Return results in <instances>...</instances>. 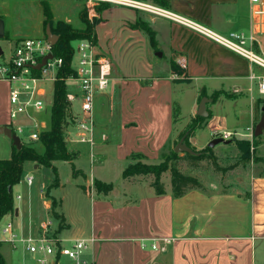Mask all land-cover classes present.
Listing matches in <instances>:
<instances>
[{
  "label": "crops",
  "instance_id": "obj_1",
  "mask_svg": "<svg viewBox=\"0 0 264 264\" xmlns=\"http://www.w3.org/2000/svg\"><path fill=\"white\" fill-rule=\"evenodd\" d=\"M145 1L154 3L151 0ZM228 1L230 0H168L166 6L157 5L171 11L175 9L174 12L208 26L212 23L213 3ZM188 2L192 5L187 6ZM39 3L41 6V0ZM48 5L53 21L61 20L71 24L70 14L63 12V7L52 8L49 3ZM251 7L255 8V5L250 4L249 7L248 27L238 31L247 32L249 30L252 19ZM74 9L75 7H71L70 11L73 12ZM82 9H86L89 19L99 20L95 25V45L98 52L109 59L111 74L106 90L95 94L93 108L95 145L91 149L86 143H83L85 147H79L78 144L82 143L78 141V130L75 124L66 129V147L68 151L75 154L73 161L77 155L84 152L87 153L90 170L96 164L100 167L111 165L116 167L117 171L120 169L123 171L132 161L131 154H140L143 157L142 160L149 163L159 160L164 153L163 150L173 138L175 127L173 108L177 107L179 110L174 99L175 85L178 82L180 84L190 83L195 80V84L199 85L191 87L197 95L193 96L186 117L192 119L199 116L197 115L199 102L205 97L208 102L204 105L206 114L201 116L205 118L202 128H209L211 137L214 130L237 133L236 130L229 128L230 125L227 124L224 115L219 114L215 108L217 105H223L221 104L223 98L219 96L213 100L212 94L219 90L226 93L230 91L229 94H233V97L222 96L227 99H236L245 93V97L251 104L250 99L259 93L255 83L248 79L252 68L245 59L241 61L242 57L194 33L195 35L192 34L190 39L206 44L207 52L200 48V45H192L189 54L182 52L175 58H170L167 73L159 72V70L157 72L158 63L154 62L153 54H158L161 48L156 38L159 29L156 26L159 20L164 19L151 15L144 16L140 11L132 8L122 10L112 8L110 5L100 12H97L95 7L90 11L83 5L79 10V16ZM54 10L63 18H57ZM223 18L225 21H230L231 16L225 14ZM137 19L146 22L154 31L156 48L152 47L149 37L142 30L131 26ZM255 19L258 22L264 21V15L256 16ZM168 23L170 51L171 44L174 40L177 43L178 40L172 27L173 24ZM257 28L264 29L263 26ZM33 29L36 31L32 34H29L27 29L14 30L10 36L14 41L13 48L21 39L31 38V35L44 36L43 17L41 27L37 26ZM219 30L223 31V29ZM6 35L4 26V36ZM157 49L158 52H155ZM126 52L131 59L129 62L132 65L131 69L126 68L119 58V54ZM205 55H207L208 64H204ZM158 56H161L160 53ZM5 61L7 60H3ZM171 61L178 66L176 72L171 69ZM239 64L244 65L241 73L236 70ZM183 69L187 72V81L180 80L182 79L180 75L185 73ZM239 76H245L252 87L244 88L242 85H231L230 83L228 87H225L222 82L219 88L214 87L211 92L207 86L209 84H199V80L203 79L217 80L218 83V80L234 79ZM70 79L72 78L67 79L66 82ZM47 81L53 82L54 78L49 76L40 82L43 95L45 85L42 84ZM253 87L256 92H253ZM9 88L10 84L0 77V126L11 128L14 120H11L9 115ZM66 89L67 95L74 97L69 100L70 113L79 119L83 115L73 106L75 101L81 103L78 83L70 89L66 84ZM186 89L182 88L183 91ZM51 104L52 100L50 107ZM224 106H222L223 109ZM34 112L38 113L39 110ZM179 112L176 119H183ZM19 117H21L20 120L28 121L32 115L28 111ZM41 125L44 128L37 132L38 134L50 128V110L49 119L44 120ZM0 140H3L5 149L9 146L12 151L9 138L0 134ZM189 141L199 149L205 147L199 143L195 132L189 137ZM69 144L76 147H70ZM29 162L30 166L26 173L34 172L38 175L37 180L34 178L31 184H27L26 178L24 179L26 189L23 194L17 193L16 195V197L19 196L18 200L22 198L21 205L14 202L13 213L9 214L11 217L14 215L16 220L8 222L12 224V231L20 238L37 235L39 223L44 220L45 216L51 215V199L46 197V190L52 183L54 175L50 168ZM52 164L58 170L57 163L54 161ZM122 165L124 168H120ZM47 170L50 171L52 177L49 175L45 178ZM122 171V180L130 185L135 184V189L124 187L119 189L98 171L97 176L94 177L93 174V179L86 184H73L70 179L73 177L71 174L70 176L65 175L63 181L58 177V185L48 190L49 197L54 198L57 203V213L63 217L64 221V228L57 237L66 245L75 240L85 241L86 249L82 257L87 263L260 264L264 262V171L251 172L245 178H240V181H230L228 187L223 190L216 183V187H208L209 189H190L180 197L172 195L170 183L164 184L163 194H156L150 181L138 175L123 178ZM94 179L112 183L113 187L107 194L97 193L93 189ZM67 184L75 187L65 189ZM125 191H140V194L135 198H128L129 193ZM4 242L10 244L8 245L9 250L14 248L15 243L12 244L5 240ZM152 243L156 244L158 249H152ZM24 248L31 255L25 245ZM2 255L6 264L5 255L3 253ZM49 264L54 263L51 261Z\"/></svg>",
  "mask_w": 264,
  "mask_h": 264
},
{
  "label": "rangeland",
  "instance_id": "obj_2",
  "mask_svg": "<svg viewBox=\"0 0 264 264\" xmlns=\"http://www.w3.org/2000/svg\"><path fill=\"white\" fill-rule=\"evenodd\" d=\"M47 1L52 8H55L56 6L63 7V12L66 11L68 14H70L71 24L74 27L81 28L84 26V23L79 16V10L84 5V1L82 0H47ZM39 2L40 0H0V18L3 19L4 21L5 31L7 34L6 36L0 38V49L2 51V54H0V62H3V60H9L12 55L14 41L11 40L10 36L14 30L23 31L24 29H27L28 33L32 34V32L36 31L33 28L37 26L39 28L41 27V19L43 15H42V10H41L42 7L40 6ZM186 5L190 6L192 4L191 2H188ZM110 6L115 9H122V10L128 9L129 10V8L116 5V4H110ZM212 6H213L212 16H211L212 25L208 24L207 27L217 32L223 33V34H228V32H231V31H238L241 29H246L248 27L249 7H250L248 0H230L226 3H213ZM71 7H75L73 12L70 11ZM94 7H97V5H95ZM174 10L175 9H173V11ZM140 12L144 16L151 15L155 18L157 17V18L164 19V20H159L156 26L157 28H159L156 34V38H157L159 47L161 48L159 52H158V49L155 50V52H158V54L157 53L153 54L154 62L158 63V69L156 70L157 72L159 70V72L163 71L167 73L169 69L170 58L171 57L175 58L176 56H178L177 54L182 53V52H187V54H189V51L191 50L190 48L192 47V45L193 46L200 45L199 47L203 48L207 52L208 47L206 44L199 43V41H196V40L192 41V39H190V36H192V34L194 33L197 35H200L201 37L205 38V40L211 43L217 44L213 42L212 40L204 37L203 35L198 34L194 30L182 24L174 22L170 19L157 16V15H153L150 13H146L143 11H140ZM54 13L57 18H63L62 15L57 14L56 10H54ZM225 14H229L231 16L230 21L224 20L223 17ZM165 20L173 24L172 27L174 28L173 29L174 32H176V39L178 40L177 43L174 40V42L171 44L170 51H169L170 40L167 34L169 30V23L166 22ZM219 29H223V31ZM40 33H42L41 29H40ZM30 37L31 38H43L44 36L43 35L42 36L41 35L40 36L31 35ZM76 43H77L76 41L73 42L74 50H75ZM159 53L161 56H158ZM206 56L207 55L204 56L205 58L204 64H208V61L206 60L207 59ZM119 58H120L121 63L126 68L131 69L132 65L131 63H129L131 59L127 52L122 55L119 54ZM241 61H245V60L241 58ZM71 64L74 68L77 66L76 51L74 52ZM251 68L253 71L257 73H264L262 69L254 65L251 66ZM236 70L238 73L243 72L244 65L241 64L240 66H238V68H236ZM180 77H182V79L180 80L187 81V78H186L188 77L187 72H185L184 74L182 73ZM196 80H199V79H196ZM222 82L225 87H228L227 85H229V83L231 85L232 84L240 85V86L242 85V87L244 88L251 86L248 79L245 76L235 77L234 79L224 78V79L218 80V83H217V80H213V79H210L207 81L205 79L199 80V84L200 83L201 84L203 83L206 85L209 84L207 86L210 88L211 92L214 87L219 88ZM195 83L196 81L193 80L190 83L184 82L180 84V82H178V84L175 85L174 99L179 106V110H181L179 112L180 117L182 116L183 119L175 118L173 138L169 142L166 149L163 150L164 153L161 156V158L159 160L150 161L152 164H158L164 158L170 157L171 155L168 154L169 151L171 149H174L175 145L180 141L181 139L180 133L183 131V129L187 126V124L191 120L185 115L189 113V107L192 103L193 96L197 95L196 94L197 92L195 91L193 92L191 90L192 86H196V87L199 86ZM66 84H67V88L70 89V88H74V86H76L77 83L74 80L70 79L66 82ZM42 85H45L44 86L45 93L41 97L42 110H39L38 113H35L32 110H29L30 115H32V118H30V120L28 121L20 120L21 117L16 118L11 127L12 130L19 136L21 143L32 144L39 153L43 152V146L38 142L37 139H31L30 135L34 132L37 133L44 128L43 125H41V123H43L44 120L49 119L50 103H51L52 95H53V82L52 81H47L45 82V84H42ZM182 88L184 89L187 88V89L183 91ZM252 89H253V92H256L254 87ZM229 93L231 92L229 91ZM220 97L223 98L221 104L225 105L224 109L222 108L223 105L222 106L217 105L215 108H217L219 114L224 115L227 121V124L230 125L229 128L236 130L237 135L227 138V140H231V143L229 144L219 143L215 145L214 147H212V152L216 156V162L220 167H227L229 165L234 164L239 159L240 151L236 147L234 142H232V137L244 138L250 141V144H251L250 159L244 163L238 164L234 169L228 170L222 173L221 171L215 169L211 161L209 160H201V161L195 162L187 158L185 156V152L183 151L176 152L175 159H176L178 169L182 173L195 176L198 180H200L202 187L205 189L216 187L215 184L217 183V186L221 190H223L228 187V184L230 181H233V182L240 181V178H245L251 172L257 173L260 171H264V127H262L261 132L258 133L257 135H255L254 133L256 125L259 123V121L262 118H264V97L258 94H255L253 98L250 99L251 104L248 98L245 97V93H243L241 96L237 97L236 99H227V98H224L222 95ZM207 102L208 101H206L205 104ZM73 104H74L73 106L75 107V109L81 112V109H80L81 103L78 101H75ZM18 126L21 127L20 131L18 129ZM246 126H248L247 128L248 130L246 129ZM195 134H196V138L199 139V143L204 146H207L209 141L213 137H220L218 135L215 136L214 134H212V137H211L209 128H197L195 129ZM9 143L12 145L11 141ZM188 143L190 144L189 146L193 148L194 150H201L195 145H193L189 141V138H188ZM69 145L70 147L74 146L73 144H69ZM78 146L82 148V147H85L86 145L82 143V144H78ZM10 155H11V147L8 146V148L5 149L3 140H0V158L7 159L10 157ZM141 161H142L141 163L143 164H150L149 162H145L143 160ZM55 162L57 163L58 177L62 181L64 180L65 175L70 176L71 171H72L71 169L72 164H74L75 168L77 169L81 168V171L83 172L84 175H78L74 178L71 177L70 179L71 181H73L72 182L73 184L75 183L86 184L91 179H93L92 178L93 174H94V177H96L98 174V171H100L99 174L105 176V178H108V180L112 182L113 184L117 185L119 189L123 187L125 189H131V190L136 188L135 184L130 185L126 181L122 180L121 178L122 170L121 169L120 171H117V168L112 167L111 165H108V167L107 166L100 167L94 164V166H92V170H90L89 159H88L87 153H84V152H82L81 155L79 156L77 155V157L71 163H69L68 161H62V160H58ZM29 166H30L29 161L24 163L21 179L16 185L13 186V189H12L13 199L15 203L17 202L19 204L21 203L22 198L18 200L16 195L17 193L23 194V191L26 189V186L24 184V179L27 176H31L32 179L35 178V180H37L36 177L38 175L34 174V172H32V174L26 173L29 169ZM30 168L32 169V167ZM120 168H124V165H122ZM100 169L104 170L103 171L104 174ZM45 175H46L45 178H47V176L49 177V175H51L50 171L47 170ZM138 177H141L142 179L146 181H150V182L153 180L152 174L138 175ZM169 180H170V173H169V170H167L166 172L161 174V181L164 184L168 185ZM71 187H75V186H70L67 184L65 186V189L67 188L69 189ZM119 192H123V191H119ZM125 192L129 193L128 198H135L140 194V191H125ZM26 213L27 212L25 211V215ZM13 219L16 220L14 215L13 217H11L9 214H7V215H4L0 220V241H3L0 244V251L5 255L6 264H39L35 259L36 255L32 253L30 255L25 250L24 243L20 241H17L15 243L14 248H11V250L8 249L9 247L8 245L10 244H8L7 242H4V235H3L2 230L6 226V224ZM43 219L52 220L53 229L58 224V221L55 218H53L51 215H47ZM70 244L71 243H68L67 245H70ZM32 257H34V259ZM61 261L65 262L67 261V259L63 258ZM260 264H264V262Z\"/></svg>",
  "mask_w": 264,
  "mask_h": 264
},
{
  "label": "built area",
  "instance_id": "obj_3",
  "mask_svg": "<svg viewBox=\"0 0 264 264\" xmlns=\"http://www.w3.org/2000/svg\"><path fill=\"white\" fill-rule=\"evenodd\" d=\"M82 1H84L85 7L90 11L95 5L108 3L109 5L116 4L170 19L194 30L242 57L251 66L254 65L264 71V29L261 28V26L264 27V21L258 22L256 19L254 20V17L264 15V0H249L251 5H255V8L251 7L250 9L252 19L247 32L233 31L228 34L219 33L189 17L145 0ZM258 26L262 30L257 28ZM76 42V77L72 79L77 81L80 89V109L83 116L75 120V127L78 130V141L86 143L91 149L96 143L93 113L95 94L106 90L111 74V64L107 57L98 53L96 45L90 40L82 39ZM52 46L53 44L46 37L24 38L14 46L10 59L0 63V77L10 84L9 115L11 120H15L29 110L38 111L42 109L41 96L43 95V90L40 82L49 76L54 78L56 68L60 65L61 59L54 56L52 59H48L45 66L39 70L40 72L37 76L32 74L31 67L36 65L43 56L52 53ZM248 79L255 83L257 92L264 97V73H257L251 70L248 74ZM67 99L72 100L74 97L73 95H67ZM18 129L20 131L21 127ZM212 134L224 139L237 135V133L216 130ZM38 135V133L34 132L30 135V138L38 139ZM26 182L31 184L32 177L27 176ZM38 231L35 236L20 238L12 231L11 223H7L2 230L5 241L12 244L17 241L24 243L26 249L36 255V261L39 264H49L51 261L54 264H91L87 263L82 257L86 249V242L75 240L70 245L63 244L54 235L55 230L52 228V220L41 221ZM151 248L158 249L154 243L151 244ZM63 258H66L67 261L62 262Z\"/></svg>",
  "mask_w": 264,
  "mask_h": 264
},
{
  "label": "trees",
  "instance_id": "obj_4",
  "mask_svg": "<svg viewBox=\"0 0 264 264\" xmlns=\"http://www.w3.org/2000/svg\"><path fill=\"white\" fill-rule=\"evenodd\" d=\"M156 4L166 6L168 0H151ZM109 5L108 3H101L95 7L97 12H100ZM42 13H43V30L45 31L46 25L50 26L52 33L57 35L58 39L52 46V54L55 58H60L61 63L56 68L54 81H53V96L52 104L50 107V128L42 131L38 135V142L43 146V152L39 153L32 144H23L21 148L16 149L12 145L11 155L7 159H0V220L4 215L13 213L14 199L12 187L16 185L23 173V163L25 161H32L38 165L48 167L51 169L54 178L52 183L47 188L46 197L51 199L50 214L58 221V226L54 235L64 228L63 217L57 213V203L54 198L49 197L48 190L58 185V174L53 162L57 160L68 161L71 163L75 156L74 153L68 151L65 142V132L68 126L75 124V117L70 113V101L67 99L66 80L76 77V70L72 66V58L74 55L73 42L87 39L96 44L95 25L98 23L97 18L89 19L86 9L80 12V18L84 23V28H75L70 23L58 20L53 21L52 13L48 2L41 0ZM134 28L142 30L148 37L152 47L156 48L155 33L150 26L140 20L132 24ZM45 37V35H44ZM173 72L178 70V66L174 61L170 62ZM39 70L32 69V74L39 75ZM204 95V92L202 93ZM231 98L234 95L226 93L225 91H214L212 94L213 100L219 96ZM236 96V95H235ZM257 105V104H256ZM177 107L173 108V117L176 118L178 114ZM205 118L201 116L193 117L187 126L180 133L183 137V142L190 147L188 138L193 135L195 129L202 128ZM232 142L240 151L239 159L232 165L227 167H220L216 162V156L212 152V148L205 146L201 150H194L196 154L185 153V156L192 161L209 160L213 167L219 171L226 172L234 169L238 164L244 163L250 159V141L244 138L232 137ZM171 156L161 160L158 164H143L142 155L131 154V162L123 169L122 177L129 178L137 175L152 174L153 180L151 186L154 188L156 194H163L165 192L164 183L161 181V174L169 170L170 173V187L171 193L174 197L182 196L186 191L197 188L203 189L200 180L195 176L182 173L176 163V152L171 149L169 153ZM71 175L76 177L84 175L80 169L75 168L72 164ZM112 183H104L100 180L94 179L93 189L97 193L107 194L112 189ZM1 244V241H0ZM0 264H5V259L0 252Z\"/></svg>",
  "mask_w": 264,
  "mask_h": 264
},
{
  "label": "water",
  "instance_id": "obj_5",
  "mask_svg": "<svg viewBox=\"0 0 264 264\" xmlns=\"http://www.w3.org/2000/svg\"><path fill=\"white\" fill-rule=\"evenodd\" d=\"M44 35L51 44H55L58 39L57 35L51 32L49 25H46ZM3 36H4V21L3 19L0 18V38H2ZM0 54H2L1 49H0ZM52 58H53V54L48 53L47 55L43 56L41 60L36 65L32 66L31 68L34 70H40L43 66H45L46 61ZM206 101L207 99L205 97L200 100L198 110H197V115L204 116L206 114V111L204 108ZM262 127H264V118H262L259 121V123L256 125L255 130H254L255 135L261 132ZM0 134H3L7 138H9L12 145L15 146L16 149L21 148L22 143H21L19 136L10 127L0 126ZM219 143L229 144L231 143V140L224 139L223 137H213L209 141L207 146L212 148ZM174 151L175 152L183 151L188 154H196L190 147H188L183 142V138H181L180 141L175 145Z\"/></svg>",
  "mask_w": 264,
  "mask_h": 264
}]
</instances>
